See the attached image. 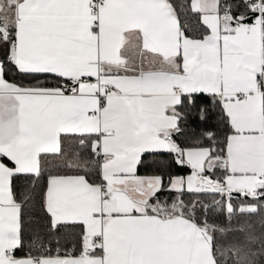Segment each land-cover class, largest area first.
<instances>
[{
  "label": "snow or ice",
  "instance_id": "snow-or-ice-1",
  "mask_svg": "<svg viewBox=\"0 0 264 264\" xmlns=\"http://www.w3.org/2000/svg\"><path fill=\"white\" fill-rule=\"evenodd\" d=\"M0 264H264V0H0Z\"/></svg>",
  "mask_w": 264,
  "mask_h": 264
}]
</instances>
